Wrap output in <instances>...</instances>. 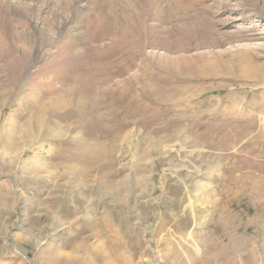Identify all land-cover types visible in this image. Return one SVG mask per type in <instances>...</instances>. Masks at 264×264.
<instances>
[{
  "label": "rangeland",
  "instance_id": "374dc122",
  "mask_svg": "<svg viewBox=\"0 0 264 264\" xmlns=\"http://www.w3.org/2000/svg\"><path fill=\"white\" fill-rule=\"evenodd\" d=\"M0 264H264V0H0Z\"/></svg>",
  "mask_w": 264,
  "mask_h": 264
},
{
  "label": "bare ground",
  "instance_id": "6f19581e",
  "mask_svg": "<svg viewBox=\"0 0 264 264\" xmlns=\"http://www.w3.org/2000/svg\"><path fill=\"white\" fill-rule=\"evenodd\" d=\"M240 69H241V72L250 73V71H251V73H255L251 68H249V66H246V65L243 66L242 68L240 67ZM36 115H37V112H36ZM98 148H102V147H98ZM96 150H97V149H96ZM98 150H99V149H98ZM98 150H97V151H98ZM116 189H117V188H115V189H113V190H116ZM98 232H99V231H98ZM107 236H110V235H107ZM111 237H112V236H111ZM99 242L102 243L103 241H99ZM112 242H114V240H112ZM96 245H97V244H96ZM98 246H100V245H98ZM107 246H108V245H107ZM94 247H95V245H94ZM103 247H104V246H103V243H102V248H100V249H98V250L96 249L94 252L97 251L96 253L99 252L100 255H102ZM104 248H106V247H104ZM94 249H95V248H94ZM107 249H108V248H107ZM106 252H107V251H106ZM106 252H103V253H106ZM99 253H98V254H99ZM95 255H96V254H95Z\"/></svg>",
  "mask_w": 264,
  "mask_h": 264
}]
</instances>
